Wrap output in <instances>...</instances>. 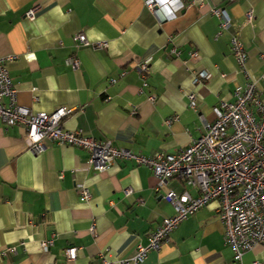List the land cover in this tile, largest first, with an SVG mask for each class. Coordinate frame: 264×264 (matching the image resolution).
Listing matches in <instances>:
<instances>
[{
  "label": "crops",
  "instance_id": "0c3cea01",
  "mask_svg": "<svg viewBox=\"0 0 264 264\" xmlns=\"http://www.w3.org/2000/svg\"><path fill=\"white\" fill-rule=\"evenodd\" d=\"M146 1L0 0V57H10L5 65L16 101L33 112L70 108L63 128L151 155L175 152L199 137L204 122L215 118L213 107L233 100L235 86L247 81L230 51L232 35L246 52L249 79L260 87L264 0H154V9ZM214 7L228 12L229 27L220 28L210 14ZM78 32L106 46H77L72 37ZM72 54L79 58L76 68L65 61ZM142 62L144 77L136 68ZM201 69L209 79L195 84L192 74ZM23 133L0 119V264H67L68 246L77 248L73 264H121L173 214L166 191L195 195L178 178L158 188L151 171L133 160L115 159L98 171L76 146L46 141L32 152ZM78 183L90 192L86 202L79 200ZM223 231L211 200L135 264H234ZM254 262L264 264V244L243 253L241 264Z\"/></svg>",
  "mask_w": 264,
  "mask_h": 264
},
{
  "label": "built area",
  "instance_id": "2783aa9c",
  "mask_svg": "<svg viewBox=\"0 0 264 264\" xmlns=\"http://www.w3.org/2000/svg\"><path fill=\"white\" fill-rule=\"evenodd\" d=\"M146 5L154 9L155 2L147 0ZM35 10L36 7L29 9L26 16L32 19ZM210 14L218 19L220 28L231 25V17L225 8H211ZM168 15L174 16L172 12ZM246 18H251L250 12H247ZM72 38L77 46L95 49L106 46V42L92 44L83 32L76 33ZM230 51L247 81L235 86L233 100H222L213 107L215 118L204 122V131L199 137L172 153L158 151L144 155L113 146L110 140L95 139L80 129H65L61 119L71 111L70 108L33 112L19 104L15 85L5 65L10 57H0V119L6 126L24 128L23 138L32 152L42 150L46 141L68 144L84 149L88 154V163L98 171L106 170L115 159H129L146 166L157 178L158 188L172 178H178L194 188V196L186 189L179 193L170 189L166 191L164 199L173 206V214L164 217L149 232L147 244L140 245L137 253L129 261L122 260L121 264L142 262L149 250L160 248L180 221L211 200L217 201V214L224 227V243L232 249L234 264H241L245 251L264 244V77L260 87L249 79L246 52L237 35L230 37ZM195 56L193 51L191 57ZM65 61L72 68L79 65L75 54ZM136 68L144 77L148 71L147 62L139 63ZM208 79L209 73L205 69L195 70L192 74L195 84ZM3 98H7L8 102L4 103ZM189 98L191 106H194L195 94L191 93ZM171 121L172 118H169L165 122L169 124ZM76 187L79 200L86 202L90 198L87 186L78 183ZM129 191L126 190L127 193ZM49 243V240L43 241L42 247L47 248ZM76 252L75 246L65 248L67 264H73Z\"/></svg>",
  "mask_w": 264,
  "mask_h": 264
}]
</instances>
